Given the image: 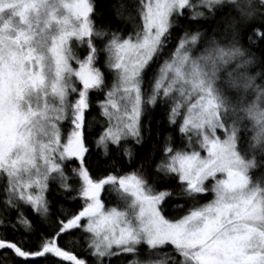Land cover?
<instances>
[{"label":"snow or ice","instance_id":"obj_1","mask_svg":"<svg viewBox=\"0 0 264 264\" xmlns=\"http://www.w3.org/2000/svg\"><path fill=\"white\" fill-rule=\"evenodd\" d=\"M45 262L264 264V0H0V264Z\"/></svg>","mask_w":264,"mask_h":264},{"label":"trees","instance_id":"obj_2","mask_svg":"<svg viewBox=\"0 0 264 264\" xmlns=\"http://www.w3.org/2000/svg\"><path fill=\"white\" fill-rule=\"evenodd\" d=\"M113 2H115V0H113ZM128 30L131 31L132 30V23H128ZM97 113H98V109L94 106L93 109L91 110V115L88 116V119L89 120H92L94 117H97ZM98 127L99 125L97 124H93L90 128H89V131L90 132H95L98 130ZM70 130V129H69ZM91 139L94 141L95 140V136L91 137ZM88 147L90 148L91 151H97V149L95 148L94 144H89ZM76 165L75 164H72L71 167H75ZM132 168L130 167H125L124 171H131ZM115 198H110V199H106L105 200V203L106 205L109 207L110 205H115L116 202H114ZM60 205H63V207L65 209L69 208V207H72L73 204H64L63 200H60L57 207L59 208ZM174 209V206L172 209H170L169 211L172 212ZM25 239H27V237H25ZM83 241H80L78 238H77V243H76V250L79 251L81 247H83ZM7 255H11L10 253H8ZM45 264H47V262H45Z\"/></svg>","mask_w":264,"mask_h":264},{"label":"rangeland","instance_id":"obj_3","mask_svg":"<svg viewBox=\"0 0 264 264\" xmlns=\"http://www.w3.org/2000/svg\"><path fill=\"white\" fill-rule=\"evenodd\" d=\"M113 201L116 202L115 205H110L109 207H112V206H118V203H119V202H118L116 199H114ZM106 206H107V205H106Z\"/></svg>","mask_w":264,"mask_h":264}]
</instances>
